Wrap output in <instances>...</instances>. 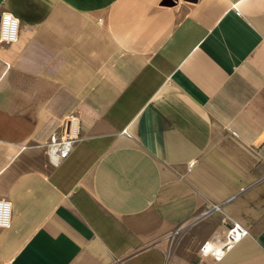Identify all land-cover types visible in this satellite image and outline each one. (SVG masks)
<instances>
[{
	"label": "crops",
	"instance_id": "crops-1",
	"mask_svg": "<svg viewBox=\"0 0 264 264\" xmlns=\"http://www.w3.org/2000/svg\"><path fill=\"white\" fill-rule=\"evenodd\" d=\"M166 1L0 0V264H264V0Z\"/></svg>",
	"mask_w": 264,
	"mask_h": 264
},
{
	"label": "built area",
	"instance_id": "built-area-1",
	"mask_svg": "<svg viewBox=\"0 0 264 264\" xmlns=\"http://www.w3.org/2000/svg\"><path fill=\"white\" fill-rule=\"evenodd\" d=\"M238 13H240L236 4L233 5ZM19 18L9 11L0 13V43H12L17 41L19 35ZM81 119L78 111H71L59 130L51 133L49 140L44 145L51 162L59 165L67 159L72 153L76 143L80 140ZM124 133H128L126 129ZM194 161L189 163L192 168ZM9 201L0 199V226H8L10 224V205ZM219 208V205H215ZM210 209L202 213L206 215ZM186 226V222L179 225L171 234L174 237L179 231ZM250 234L249 229L240 222L231 221L225 230L221 233L216 232L212 237L204 241L200 246L202 255H212L216 260H220L231 247L239 243L244 237ZM6 264H14L12 261Z\"/></svg>",
	"mask_w": 264,
	"mask_h": 264
},
{
	"label": "rangeland",
	"instance_id": "rangeland-1",
	"mask_svg": "<svg viewBox=\"0 0 264 264\" xmlns=\"http://www.w3.org/2000/svg\"><path fill=\"white\" fill-rule=\"evenodd\" d=\"M78 113H79V112H78ZM79 115H80V114H79ZM184 227H185V226H183V228H184ZM183 228H182V230H183ZM184 229H185V228H184ZM182 230L179 231V233H178L179 236L182 234V233H181ZM178 234H177V235H178ZM177 239H179L178 236H176V238L174 239V242H173L174 244L176 243ZM172 241H173V240H172ZM170 242H171V241H170ZM173 243H172V244H173Z\"/></svg>",
	"mask_w": 264,
	"mask_h": 264
},
{
	"label": "water",
	"instance_id": "water-1",
	"mask_svg": "<svg viewBox=\"0 0 264 264\" xmlns=\"http://www.w3.org/2000/svg\"><path fill=\"white\" fill-rule=\"evenodd\" d=\"M166 2H167V3H168V2H173V0H168V1H166Z\"/></svg>",
	"mask_w": 264,
	"mask_h": 264
}]
</instances>
